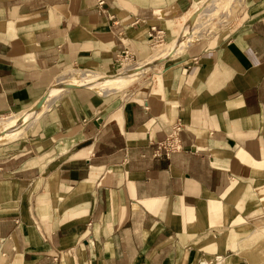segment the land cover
Returning a JSON list of instances; mask_svg holds the SVG:
<instances>
[{
	"label": "crops",
	"instance_id": "1",
	"mask_svg": "<svg viewBox=\"0 0 264 264\" xmlns=\"http://www.w3.org/2000/svg\"><path fill=\"white\" fill-rule=\"evenodd\" d=\"M199 1L0 0V114L145 60ZM177 120L181 150L156 155ZM0 167V264H264V0L125 94L70 88Z\"/></svg>",
	"mask_w": 264,
	"mask_h": 264
},
{
	"label": "bare ground",
	"instance_id": "2",
	"mask_svg": "<svg viewBox=\"0 0 264 264\" xmlns=\"http://www.w3.org/2000/svg\"><path fill=\"white\" fill-rule=\"evenodd\" d=\"M224 1L225 0H201L194 14H192L184 24L181 34L176 39L169 42L165 47L145 59L144 62L140 61V63L136 62L135 64L126 66L117 74H106L99 71H76L74 74L75 77H66L65 74L61 75L57 82L51 86L52 88L50 87V90L48 89L47 93L34 106H31L22 114L14 115L8 120L0 123V143L8 140L12 135L19 134L24 129L26 130L27 124L33 119L44 117L49 108L61 97V93L66 92L70 87L84 86L94 89L101 87L103 90L110 92L112 90H117V86L125 81L133 80L140 74L151 70L155 64L172 56L180 47H183L184 45H181L185 43L186 40L192 38V32L198 27V20L203 16L212 15L214 10L219 9V5Z\"/></svg>",
	"mask_w": 264,
	"mask_h": 264
},
{
	"label": "rangeland",
	"instance_id": "3",
	"mask_svg": "<svg viewBox=\"0 0 264 264\" xmlns=\"http://www.w3.org/2000/svg\"><path fill=\"white\" fill-rule=\"evenodd\" d=\"M242 1L243 0H225L223 3H221L219 5V9H215L212 15H208V16H203L200 18V20H198V27L195 28V30L192 32V38L188 39L185 41V43H183L176 52L173 53V55L170 57V59L168 60H164V61H160L159 63L155 64V66H153V68L151 70H148L142 74H140L137 78L133 79V80H129V81H125L124 83L120 84L121 88H117V90H112L110 92L103 90L101 87L94 89V88H89V87H84L86 89L91 90L92 92L98 93V94H125L127 92H129L130 90L134 89L135 87H137L139 84L144 83L146 81V79L155 71H159L161 68H163L166 64L176 60L180 55L183 54V52L186 50V48L189 46V44L191 42H194L196 40L199 39H212L220 30L224 29L227 26H230L231 23L234 21V18L236 17L237 13L241 10L242 8ZM200 2V1H199ZM192 14V10L189 12V14L187 15V17L185 16V23L188 21V19L190 18V15ZM215 17V18H213ZM203 20V21H202ZM200 22V23H199ZM173 41V40H172ZM169 42H171V40L167 41L166 43L162 46H157L154 48L153 50V54L157 51H159L160 49H162L163 47H165ZM150 57V56H149ZM148 57V58H149ZM147 59V58H146ZM141 61H145V60H141ZM136 62L140 63V60H136ZM130 64H126L123 63L122 65H118L115 66L112 70H106L102 73H106V74H117L119 73L121 70H123L124 67L129 66ZM81 72V71H85V72H94L95 70H81L80 68L77 67H73L70 68L68 70H65L64 72L61 73V75L65 74V76H71V77H75V72ZM96 72V71H95ZM147 73V74H145ZM98 74V73H97ZM60 75V76H61ZM59 76V77H60ZM58 77V79H59ZM57 79V80H58ZM138 79V80H136ZM57 80L51 85L53 86ZM136 80V81H135ZM135 81V82H134ZM50 86V87H51ZM49 87V88H50ZM73 87H77V86H73ZM70 87V88H73ZM115 87V86H113ZM48 88V89H49ZM52 88V87H51ZM69 88V89H70ZM68 89V90H69ZM50 90V89H49ZM67 90V91H68ZM100 90V91H99ZM48 91V90H47ZM47 93V92H46ZM45 93V94H46ZM65 92L61 93V96L64 94ZM44 94V95H45ZM43 95V96H44ZM42 96V97H43ZM41 97V98H42ZM40 98V99H41ZM40 99L38 101H40ZM37 101V102H38ZM36 102V103H37ZM57 102V101H56ZM35 103V104H36ZM35 104H33L32 106H34ZM28 109V108H27ZM27 109H24L22 112L19 113H15L12 114L10 117L14 116V115H18V114H22L24 111H26ZM48 113V112H47ZM46 113V114H47ZM46 116V115H45ZM44 116V117H45ZM44 117H40L39 119H33L31 122H29V124H27L26 130H22L21 133L19 134H14L11 136V138H9L8 140L0 143V145H4L6 143L12 142L14 140H19L21 138H24L26 136H28V134L35 132L41 123L42 118ZM9 119V118H8ZM7 119V120H8ZM6 121V120H5ZM35 121V122H34ZM4 122V121H3ZM24 132V133H23Z\"/></svg>",
	"mask_w": 264,
	"mask_h": 264
},
{
	"label": "built area",
	"instance_id": "4",
	"mask_svg": "<svg viewBox=\"0 0 264 264\" xmlns=\"http://www.w3.org/2000/svg\"><path fill=\"white\" fill-rule=\"evenodd\" d=\"M97 6L103 10V5L105 4V0H96ZM150 37L152 39V44L154 47L162 46L166 43V34L165 31L161 28L153 27L150 33ZM136 57L132 50L129 48H124L123 51L118 54L114 61V67L118 65L126 64H135ZM19 113V112H18ZM15 113H6L0 114V123L10 118V116ZM183 124L180 120L174 122L170 130L164 140L159 142L156 146L155 154L156 155H164L169 157L170 155L178 152L182 148L180 133L183 129ZM2 168L0 167V170Z\"/></svg>",
	"mask_w": 264,
	"mask_h": 264
}]
</instances>
